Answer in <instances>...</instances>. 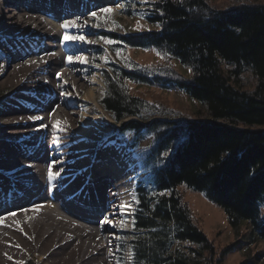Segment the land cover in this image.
I'll return each mask as SVG.
<instances>
[{
  "label": "trees",
  "instance_id": "trees-1",
  "mask_svg": "<svg viewBox=\"0 0 264 264\" xmlns=\"http://www.w3.org/2000/svg\"><path fill=\"white\" fill-rule=\"evenodd\" d=\"M135 2L140 21L155 28L111 41L120 48L154 50L162 61L131 70L108 64L101 100L114 119V136H132L131 149L141 137L150 141L140 150L142 157L136 156L143 178L133 262L224 264L242 243L217 250L198 229L179 188L203 194L225 211L231 227L247 222L264 243V0ZM130 86L149 91L132 94ZM170 89L184 93L198 109L172 108L154 92ZM142 105L175 115L140 124L132 108ZM239 264H264V252Z\"/></svg>",
  "mask_w": 264,
  "mask_h": 264
},
{
  "label": "bare ground",
  "instance_id": "bare-ground-1",
  "mask_svg": "<svg viewBox=\"0 0 264 264\" xmlns=\"http://www.w3.org/2000/svg\"><path fill=\"white\" fill-rule=\"evenodd\" d=\"M20 1L0 0V88H13L0 106V264L29 255L36 264H114L107 232L131 182L106 164L100 116L85 110L100 92L80 63L87 39L63 41L61 24L84 35L93 11L122 0ZM54 159L53 173L63 171L49 184Z\"/></svg>",
  "mask_w": 264,
  "mask_h": 264
},
{
  "label": "rangeland",
  "instance_id": "rangeland-1",
  "mask_svg": "<svg viewBox=\"0 0 264 264\" xmlns=\"http://www.w3.org/2000/svg\"><path fill=\"white\" fill-rule=\"evenodd\" d=\"M27 2L28 0L20 1L22 4H27ZM211 2L222 4L228 2V0H211ZM116 3L111 5L110 12L105 13L100 11L95 16H92L88 21V28L84 34L87 39L84 42L86 46H82L81 50L82 55L88 59L86 60L87 64L84 71L93 80L95 84L94 90L100 89L98 97H96V103L89 104L85 110H89L91 113L96 112L100 116L97 128L99 130L98 134L102 135L100 139L103 142L98 147L101 151L100 153H105L108 156L109 161L106 164L111 166H117L118 164V166H121L126 178L131 182L130 197L128 202L123 205V219H121V211H119L114 219L116 225L113 228H108L109 231L107 233L110 236L108 237L110 239L109 250L113 263L134 264L132 243L134 237L137 235L134 230L133 218L137 208L138 183L143 178V174L140 173L137 166L136 156L140 155L142 157L143 154L140 150L148 147L150 141L141 137L138 139L137 149H131L132 136L127 135L122 140L114 136V119L109 112L104 110L101 100L106 95L107 78L110 77L108 64H115L120 69L131 70L134 69L135 65H152L162 60L159 59L157 52L154 50L120 48L118 45H114V42L111 44L105 42V39L111 40V36L119 37L127 33L155 28L152 25H145L140 21L135 0H122L121 5L118 1ZM45 11H48V9L45 8ZM51 12L53 13V11ZM100 37L105 39H99ZM89 41H92V43ZM76 44L78 43H75L74 46H77ZM174 63L177 64L176 62ZM176 66L182 75H189L187 69L179 64ZM90 89L89 87L85 89L80 97L88 94ZM130 89L132 90V94L149 91L144 86H130ZM12 90L13 88L9 86L0 88V106L12 93ZM154 92H157L160 95V100L172 108L185 110L189 113H193L198 109V105L179 90H155ZM56 93L60 94L59 91ZM85 110L81 111L80 118H82V115H85L83 113ZM132 110L137 112V117L133 119H136L140 124H146L157 117L173 118L175 115L174 113H158L146 105L132 108ZM88 117H91V114ZM179 193L193 213L198 229L214 244L217 250L229 246L234 242L239 241L242 243L240 249L231 254L224 264H239L248 257L252 258L253 255L263 254L264 243L260 242L253 233H250L247 222H240L237 228H233L228 223L225 211L213 203L206 201L203 194L192 192L185 186L179 188ZM262 212L264 213V211ZM110 221L113 222V220ZM20 264H36V259L33 255H29Z\"/></svg>",
  "mask_w": 264,
  "mask_h": 264
},
{
  "label": "snow or ice",
  "instance_id": "snow-or-ice-1",
  "mask_svg": "<svg viewBox=\"0 0 264 264\" xmlns=\"http://www.w3.org/2000/svg\"><path fill=\"white\" fill-rule=\"evenodd\" d=\"M101 11H103V12H105V13H108V12H110L111 11V9H109V8H103V9H101ZM91 15L92 16H95L96 15V13H95V11H93L92 13H91ZM69 24L67 23V22H65V23H63V24H61V28H63L64 30H65V35H64V37H63V41H68V40H79V41H84L85 40V36L84 35H80V34H76V35H68L67 34V30H68V28H69ZM71 27H76V24H75V22H73L72 24H71ZM77 33H79V29H77ZM99 39H105V38H103V37H100ZM62 41V42H63ZM90 43H92V41H89ZM105 42L106 43H108V44H111V43H113V41H111V40H107V39H105ZM159 54V53H158ZM68 60L69 61H71L72 60V58L71 57H68ZM86 61L85 60H81L80 61V63H85ZM57 75H59V74H57ZM39 117H30V119H38ZM40 127H44V125H41ZM53 127H56L55 125L53 126ZM58 161H56L55 159L48 165V173H47V177H48V182H49V184H51L53 181H54V179L55 178H57V177H59L60 176V173L63 171V168H61L60 169V171H58V172H56V173H53V171H52V168H53V166L57 163ZM139 201L137 200V203H138ZM123 206H121V219H123ZM133 224H135V219L133 218ZM114 226V225H113Z\"/></svg>",
  "mask_w": 264,
  "mask_h": 264
}]
</instances>
